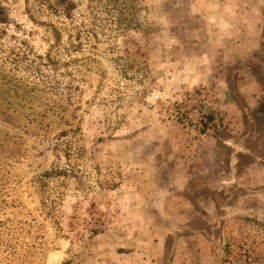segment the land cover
<instances>
[{
    "label": "rangeland",
    "instance_id": "374dc122",
    "mask_svg": "<svg viewBox=\"0 0 264 264\" xmlns=\"http://www.w3.org/2000/svg\"><path fill=\"white\" fill-rule=\"evenodd\" d=\"M0 5V264H264V0Z\"/></svg>",
    "mask_w": 264,
    "mask_h": 264
},
{
    "label": "crops",
    "instance_id": "0c3cea01",
    "mask_svg": "<svg viewBox=\"0 0 264 264\" xmlns=\"http://www.w3.org/2000/svg\"><path fill=\"white\" fill-rule=\"evenodd\" d=\"M258 112L257 118V126H258V135L257 141L260 144H263V151L260 153H264V100L263 103L260 105V108L256 110Z\"/></svg>",
    "mask_w": 264,
    "mask_h": 264
},
{
    "label": "trees",
    "instance_id": "16d2710c",
    "mask_svg": "<svg viewBox=\"0 0 264 264\" xmlns=\"http://www.w3.org/2000/svg\"><path fill=\"white\" fill-rule=\"evenodd\" d=\"M66 12L68 14V9H66ZM3 21H5V18H4V9L0 5V23H2Z\"/></svg>",
    "mask_w": 264,
    "mask_h": 264
}]
</instances>
